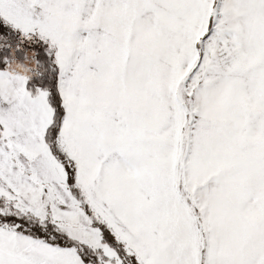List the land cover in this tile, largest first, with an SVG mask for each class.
I'll return each mask as SVG.
<instances>
[{
	"label": "snow or ice",
	"instance_id": "obj_1",
	"mask_svg": "<svg viewBox=\"0 0 264 264\" xmlns=\"http://www.w3.org/2000/svg\"><path fill=\"white\" fill-rule=\"evenodd\" d=\"M0 264H264V0H0Z\"/></svg>",
	"mask_w": 264,
	"mask_h": 264
}]
</instances>
